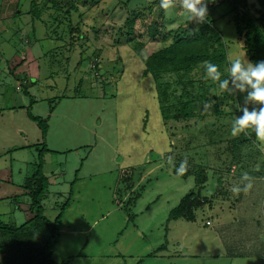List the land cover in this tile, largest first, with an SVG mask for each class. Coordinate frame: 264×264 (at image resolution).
<instances>
[{
	"label": "rangeland",
	"instance_id": "374dc122",
	"mask_svg": "<svg viewBox=\"0 0 264 264\" xmlns=\"http://www.w3.org/2000/svg\"><path fill=\"white\" fill-rule=\"evenodd\" d=\"M68 1L67 14L48 0H0V95L24 100L0 114L1 221L18 227L33 217L24 182L43 142L44 215L53 221L70 198L56 263L264 264V142L250 140V129L231 135L252 102L231 81L229 95L206 74L208 63L226 79L232 61L251 62L230 4L208 7L203 24L213 22L214 62L156 77L143 75L142 55L202 26L177 1L169 10L160 0ZM246 2L259 7L258 0ZM186 104L194 107L189 116H168ZM27 112L47 118L45 137ZM9 140L24 148L10 154ZM197 193L205 202L191 206L193 219L169 218L184 196Z\"/></svg>",
	"mask_w": 264,
	"mask_h": 264
},
{
	"label": "trees",
	"instance_id": "16d2710c",
	"mask_svg": "<svg viewBox=\"0 0 264 264\" xmlns=\"http://www.w3.org/2000/svg\"><path fill=\"white\" fill-rule=\"evenodd\" d=\"M48 1L52 2L56 7L64 8V12L67 14L73 8V5L69 4L68 0ZM176 1L178 4L179 1L175 0V3ZM258 2L259 7L251 10L248 8L246 0H216L214 3L208 4V7H213L220 3L230 4V11L234 15L233 22L236 32L243 40V49L252 63L264 60V7L260 0ZM35 12L36 10H34L33 14ZM133 25V21L127 22V27L131 31V33L128 31V34H132ZM211 25H213V22L208 25H202L198 30L193 28L183 29L182 32L179 31L175 35L173 43L165 45L149 55H142L141 61L146 65L143 75L152 74L158 77V73L168 74L173 72L181 76L182 73L190 72L203 62H214L209 58V48L214 43L208 34V29ZM148 33L151 37L158 33L155 23L148 26ZM216 36L218 37L216 42H219L218 48L221 51L218 60L223 63L225 62V57L223 56L225 48L221 46L219 36ZM138 46L136 45L137 50L139 49ZM229 93V95L233 94L231 91ZM161 108L163 115L166 117L168 108L163 106ZM193 108L190 104L181 105L174 109L171 108L172 114H168V116L176 118L186 117L193 112ZM27 113L31 120L38 124L42 130V135L45 137L47 118L33 116L30 112ZM249 136L250 140H253L256 136L255 131H251ZM47 150L45 143L42 142L41 149L38 150V161L35 170L24 182L26 195L30 199L29 210L33 213V217L18 227H11L0 219V254L3 255L0 264H58L52 259V254L59 236L58 228L62 222L64 212L69 206L70 198L63 203L53 221L44 215L42 200L48 190L49 179L43 172V155ZM75 174L77 176V171ZM72 192L73 190L70 188L69 197L72 196ZM197 195L199 196V193L196 194L197 198L194 199L184 196L179 204L170 210L169 218L183 217L188 220L193 219L191 206H200L202 202H205L204 198L200 200ZM162 248V246L158 247V250ZM152 254L153 252L149 255Z\"/></svg>",
	"mask_w": 264,
	"mask_h": 264
},
{
	"label": "clouds",
	"instance_id": "9594fccd",
	"mask_svg": "<svg viewBox=\"0 0 264 264\" xmlns=\"http://www.w3.org/2000/svg\"><path fill=\"white\" fill-rule=\"evenodd\" d=\"M214 2L215 0H182L181 7L186 10L190 22L203 25L208 18V4ZM160 7L165 10L173 9L175 0H160ZM245 61L239 58L232 61L226 79H221V73L213 63L207 64L206 74L212 81L219 82L218 86L222 91H231L229 88L231 81L232 85L241 92L247 91L246 99L252 102L251 111L248 107L241 108L242 115L234 120L231 135L236 136L250 129L255 131L259 141L264 142V60L256 63ZM238 81L240 83H237ZM205 107L207 108L208 105ZM179 171H185V164H181ZM244 179H248L246 174ZM250 188L251 184L246 185V189ZM232 191L238 194L241 188L233 187Z\"/></svg>",
	"mask_w": 264,
	"mask_h": 264
},
{
	"label": "crops",
	"instance_id": "0c3cea01",
	"mask_svg": "<svg viewBox=\"0 0 264 264\" xmlns=\"http://www.w3.org/2000/svg\"><path fill=\"white\" fill-rule=\"evenodd\" d=\"M13 99V100H12ZM14 99L16 100L15 102H14ZM11 101L13 102V103H23L24 102V100H23V97H21V95H17V96H14V97H12V95H0V114H3V110H6V112L7 111H12V110H14V111H16V108H17V106H15V104H12L11 105ZM18 101V102H17ZM23 106H25V105H23ZM21 106H19V109H23L22 107L20 108ZM25 108V107H24ZM11 136V135H10ZM12 138H14V137H12ZM12 140H9V141H7V143L5 142V145H7L8 144V146H7V148L6 149H10V154H12V152L11 151H14V150H18V149H23L24 147H13V144H9L10 142H11ZM11 170H12V167H11ZM10 170V171H11ZM3 171V170H2ZM9 171V170H8ZM9 171V172H10ZM140 222V221H139ZM95 223V222H94ZM93 223V224H94ZM92 224V225H93ZM133 228L134 229H136V227L135 226H133Z\"/></svg>",
	"mask_w": 264,
	"mask_h": 264
},
{
	"label": "built area",
	"instance_id": "2783aa9c",
	"mask_svg": "<svg viewBox=\"0 0 264 264\" xmlns=\"http://www.w3.org/2000/svg\"><path fill=\"white\" fill-rule=\"evenodd\" d=\"M178 1H179L180 5H181L182 0H178ZM215 1H216V0H215ZM217 1H219V0H217ZM206 224H209V221H207Z\"/></svg>",
	"mask_w": 264,
	"mask_h": 264
}]
</instances>
